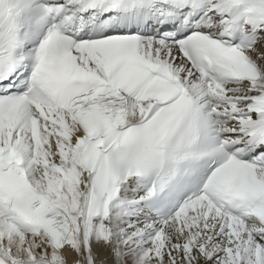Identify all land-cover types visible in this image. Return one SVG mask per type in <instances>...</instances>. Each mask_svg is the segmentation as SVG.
<instances>
[{
    "label": "snow or ice",
    "instance_id": "obj_1",
    "mask_svg": "<svg viewBox=\"0 0 264 264\" xmlns=\"http://www.w3.org/2000/svg\"><path fill=\"white\" fill-rule=\"evenodd\" d=\"M0 264H264V0H0Z\"/></svg>",
    "mask_w": 264,
    "mask_h": 264
}]
</instances>
